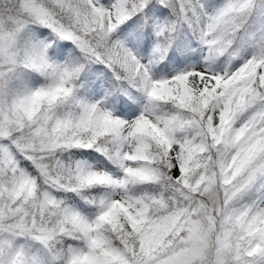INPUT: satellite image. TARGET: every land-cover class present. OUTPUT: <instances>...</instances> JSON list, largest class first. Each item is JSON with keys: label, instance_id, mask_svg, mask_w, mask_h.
Here are the masks:
<instances>
[{"label": "snow or ice", "instance_id": "1", "mask_svg": "<svg viewBox=\"0 0 264 264\" xmlns=\"http://www.w3.org/2000/svg\"><path fill=\"white\" fill-rule=\"evenodd\" d=\"M0 264H264V0H0Z\"/></svg>", "mask_w": 264, "mask_h": 264}]
</instances>
